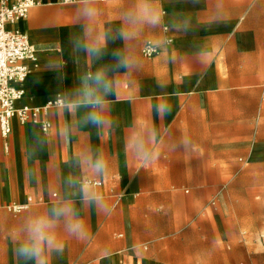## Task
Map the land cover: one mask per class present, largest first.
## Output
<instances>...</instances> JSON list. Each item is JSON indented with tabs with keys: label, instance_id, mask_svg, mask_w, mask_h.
Wrapping results in <instances>:
<instances>
[{
	"label": "crops",
	"instance_id": "obj_1",
	"mask_svg": "<svg viewBox=\"0 0 264 264\" xmlns=\"http://www.w3.org/2000/svg\"><path fill=\"white\" fill-rule=\"evenodd\" d=\"M36 1L11 26L38 50L17 106H63L41 117L47 131L16 120L8 138L0 129V264H35L16 252L26 227L66 204L85 235L69 236L59 217L64 248L45 253L49 264H264V0ZM86 6L97 10L91 21ZM152 14L160 23L146 22ZM86 24L87 42L104 43L99 59L74 43ZM122 29L135 35L126 41ZM125 56L133 69L120 66ZM97 70L112 85L110 126L86 121ZM218 209L222 219L200 217Z\"/></svg>",
	"mask_w": 264,
	"mask_h": 264
},
{
	"label": "clouds",
	"instance_id": "obj_2",
	"mask_svg": "<svg viewBox=\"0 0 264 264\" xmlns=\"http://www.w3.org/2000/svg\"><path fill=\"white\" fill-rule=\"evenodd\" d=\"M96 15L97 10L92 7L86 6L81 12V17L86 21H91ZM138 19L139 17L133 13L125 15V21L129 24H135ZM145 19L148 24L156 25L160 23L161 16L159 14H152ZM189 26L188 23H185L183 28L186 30ZM91 31L90 26L86 24L85 41L75 40L74 43L89 56L99 59L104 43L99 38L95 42H87V37L91 35ZM134 35L133 32L124 29L120 32V36L126 41L131 40ZM135 65L136 61L127 56L120 60V66L126 69L131 70ZM87 79L95 85V88H92L86 94L85 103L93 108V111L87 114L86 121L92 126H110L112 121L108 112L109 105L104 97L112 92V85L107 78L106 72L104 70H97L95 74H89ZM100 90H102V94ZM169 110L167 105L161 104L157 106V111L161 115ZM185 143L187 144V142ZM92 167L97 172H103L105 164L102 160L97 159ZM83 195L86 201H95L102 210H107L96 196L87 191ZM50 211L52 218H38L26 227L27 240L16 249L17 255L20 258L24 260L35 259V264H49V259L46 258L45 253H48L50 256L53 251H63L64 243L56 233L57 221L61 216L65 218V231L69 236L82 238L85 235V223L82 219L76 217L74 208L71 205L66 204L60 208L53 207Z\"/></svg>",
	"mask_w": 264,
	"mask_h": 264
},
{
	"label": "built area",
	"instance_id": "obj_3",
	"mask_svg": "<svg viewBox=\"0 0 264 264\" xmlns=\"http://www.w3.org/2000/svg\"><path fill=\"white\" fill-rule=\"evenodd\" d=\"M62 1L65 4L75 2V0ZM37 4L36 0L0 1V129L4 138L11 135L15 120L21 124H40L43 130L47 131L50 124L41 117L48 114L51 108L63 106L62 99L44 106H17V103L25 96L23 85L31 72L29 63L36 65L38 50L24 32L11 26L26 19L31 9ZM156 53V47L152 42H148L143 49V55L152 57ZM89 184L102 186L99 181ZM27 208V205L10 207L13 212H20Z\"/></svg>",
	"mask_w": 264,
	"mask_h": 264
},
{
	"label": "rangeland",
	"instance_id": "obj_4",
	"mask_svg": "<svg viewBox=\"0 0 264 264\" xmlns=\"http://www.w3.org/2000/svg\"><path fill=\"white\" fill-rule=\"evenodd\" d=\"M218 197V196H217ZM263 197V196H262ZM264 198V197H263ZM219 200V198H217ZM264 200V199H263ZM264 205V203H263ZM264 211V210H263ZM200 217H204L205 220L207 219L209 221H212V219H218L219 220V217L222 219L223 217V211L221 209H218L213 215H203L200 211ZM203 227H206V229L210 232L211 228L209 227V225L207 226H203ZM197 246L198 248L200 249H209L211 248L212 246V243L211 242H199L197 243ZM246 246H248V248H250V250H253L256 248V243L255 242H247L246 243ZM194 247H196V245L194 244ZM236 249H239V245L235 247Z\"/></svg>",
	"mask_w": 264,
	"mask_h": 264
}]
</instances>
